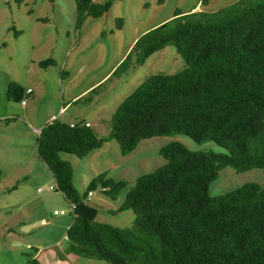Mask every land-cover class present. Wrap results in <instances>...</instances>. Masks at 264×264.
<instances>
[{
	"label": "trees",
	"instance_id": "16d2710c",
	"mask_svg": "<svg viewBox=\"0 0 264 264\" xmlns=\"http://www.w3.org/2000/svg\"><path fill=\"white\" fill-rule=\"evenodd\" d=\"M73 1L76 30L112 6L110 0ZM14 2L20 6L25 0ZM121 25L116 19V29ZM166 46L176 49L185 67L142 81L112 114L107 135L97 136L83 121L59 118L38 133L36 153L54 178V190L69 207L75 204L65 234L69 245L61 257L72 254L107 264H264V186L247 183L221 195L208 193L222 168L264 173V0H238L210 13L183 14L176 8L169 21L135 42L112 76ZM38 65L56 62L49 58ZM23 98L24 88L10 82L6 99L18 103ZM178 134L196 143L214 142L226 153L193 151L171 141L159 148L165 163L153 172L132 183L100 173L83 194L73 185L70 163L61 157H85L110 140L126 156L142 140ZM128 184L117 212L131 210L132 224L95 221L97 209L88 204V193L102 187L101 193L115 200ZM25 264L42 262L32 256Z\"/></svg>",
	"mask_w": 264,
	"mask_h": 264
},
{
	"label": "rangeland",
	"instance_id": "374dc122",
	"mask_svg": "<svg viewBox=\"0 0 264 264\" xmlns=\"http://www.w3.org/2000/svg\"><path fill=\"white\" fill-rule=\"evenodd\" d=\"M110 1L112 6L104 16L87 18L76 30L73 0H25L20 6L14 0H0V74L7 76L0 75L3 80L0 114L8 117L5 109L11 106L15 111L13 115L21 117L11 123L0 119L1 129L14 132V146L9 145L11 152L0 156V264H23L37 255L43 261L49 254L58 253L59 245L67 242L66 229L72 222L69 203L55 190L38 191L49 185L55 187L49 169L36 153L38 131L47 123H41L45 115L58 111L55 118L67 123L89 122L97 136L107 135L112 114L142 81L151 75H172L185 67L176 49L166 46L143 64L132 63L127 70L112 76L135 42L149 30L169 21L176 8L183 14L210 13L238 0ZM116 19H121V29H116ZM15 31L20 33L15 35ZM49 58L56 62L55 66H38L39 60ZM76 67L80 68L79 72L75 71ZM61 71L67 74L61 76ZM10 81L36 87L35 98L29 96L24 108L20 102L7 101L3 89ZM22 110L30 122L22 119ZM171 141H179L193 151L208 149L226 153L214 142L196 143L178 134L142 140L126 156L121 155L117 143L110 140L85 157L68 154L61 157L70 163L73 185L83 194L89 181L100 173L132 183L153 172L165 163L158 154L159 148ZM11 160L13 165H9ZM89 160L92 163L85 165ZM247 183L264 186L263 171L252 169L238 173L225 167L209 184L208 193L221 195ZM129 187L128 184L120 190L115 200L106 198L100 187L92 191L87 202L97 209L95 221L116 227L130 226L135 217L131 210L118 215L106 214L107 209L123 204ZM102 201L109 202L110 208L101 206ZM61 210L65 214H55ZM35 248L43 252L35 253ZM58 262L107 264L72 254L59 258Z\"/></svg>",
	"mask_w": 264,
	"mask_h": 264
},
{
	"label": "crops",
	"instance_id": "0c3cea01",
	"mask_svg": "<svg viewBox=\"0 0 264 264\" xmlns=\"http://www.w3.org/2000/svg\"><path fill=\"white\" fill-rule=\"evenodd\" d=\"M54 1V0H53ZM108 1V0H107ZM94 2L95 3H99V4H101V2L102 1H100V0H94ZM112 2V1H111ZM102 3H104V2H102ZM74 8H75V6H74ZM40 61V60H39ZM38 61V62H39ZM38 62H37V64H38ZM39 66V65H38ZM75 71L76 72H79L80 71V68L79 67H76L75 68ZM3 78L4 77H7V76H5V75H3L2 73L0 74ZM10 82H13V81H10ZM9 82V83H10ZM9 83H7V85H4L5 87H4V91H5V94H6V89H7V86L9 85ZM0 84H3V80L0 78ZM20 84V83H19ZM23 88H24V92L26 91V90H28V89H31V94L29 95V96H31V95H33V97L35 98V90L37 91V89H36V87H30V86H27V84H25V85H23V84H20ZM33 88V89H32ZM0 89H1V86H0ZM28 96V97H29ZM8 101V100H7ZM10 102V101H9ZM21 104V103H20ZM22 106V105H21ZM25 106V105H24ZM23 107V106H22ZM24 108V107H23ZM5 111L7 112V113H4V114H7L6 116H8V117H3V116H5V115H1L0 114V119H1V121L2 122H4V120H6V119H8V118H10V117H13V116H17L18 117V119L16 120V121H18V120H21V117H19L18 115H13L14 114V110L11 108V106H7L6 107V109H5ZM57 114H58V111L57 112H52L50 115H45V117H44V119H42V121H41V123L42 122H50V120L52 119H54L56 116H57ZM20 116H22V119H25V120H27L28 122H30L29 120H30V118H29V116L27 115V113L24 111V110H22V112L20 113ZM2 118H4V119H2ZM60 119V118H59ZM51 120V121H52ZM2 122H0V124H2ZM68 123H74V122H68ZM85 123H88V124H90L89 122H85ZM44 124V123H43ZM46 124V123H45ZM42 126V125H41ZM90 127H91V124H90ZM39 131H40V129H39ZM39 131H38V133H39ZM14 132H12V130L11 131H6L5 129H1L0 128V156H3V155H7V154H9L11 151H9V145H13V141H14V134H13ZM37 136H38V134H37ZM37 138V137H36ZM14 146V145H13ZM92 153V152H91ZM98 156H101L100 154L98 155ZM39 159V158H38ZM9 162H12V160L11 161H9ZM92 163V160H89L88 162H86L85 163V165H89V164H91ZM14 164V161L12 162V163H10L9 165H13ZM22 164H23V162H22ZM1 170V169H0ZM50 171V170H49ZM1 172V171H0ZM51 173V172H50ZM52 175V174H51ZM52 179H53V181H54V178H53V176H52ZM51 182V181H50ZM49 186H52V185H49ZM39 189V188H38ZM104 201V200H103ZM102 201V202H103ZM107 203V204H106ZM101 206H106L107 208H110V206H111V204L109 203V202H103V205H101ZM112 208H114V209H107V213L106 214H111V215H113V214H116V215H118L120 212H117V207H112ZM61 211H63V210H61ZM112 212H114V213H112ZM98 215V214H97ZM97 215H96V218H97ZM95 218V219H96ZM72 223V222H71ZM69 224V223H68ZM68 226V225H67ZM70 226V225H69ZM68 226V227H69ZM67 227V228H68ZM66 231H67V229H66ZM59 241V239L57 240V241H55V242H58ZM60 245H62L61 247V250L62 249H66L67 247H68V245H69V241H67L65 244H60ZM59 250L58 251V253H63V251L64 250ZM38 253H42V252H38ZM53 253H55L54 255H52V254H49L48 256H46V258H44V260L42 261V258L39 256V255H37V258L42 262V264H60L61 262H58L59 261V258H61V254H58V253H56V252H53ZM53 256H56L55 258L53 257ZM35 257V256H34ZM40 257V258H39ZM65 258H67V255H65ZM28 261V260H27ZM27 261H25V263L27 262ZM25 263H23V264H25Z\"/></svg>",
	"mask_w": 264,
	"mask_h": 264
},
{
	"label": "built area",
	"instance_id": "2783aa9c",
	"mask_svg": "<svg viewBox=\"0 0 264 264\" xmlns=\"http://www.w3.org/2000/svg\"><path fill=\"white\" fill-rule=\"evenodd\" d=\"M31 89H28V90H26L25 92H24V98L20 101V103H21V105L22 106H24L25 104H26V101H27V98H28V96L31 94ZM86 126H89V124L88 123H86ZM52 190H54V187L53 186H48L47 188H45V189H41V188H39L38 189V191H52ZM104 189L103 188H101V191H103ZM92 195V192H90V193H88V198L90 197ZM70 210L72 211L74 208H75V204H70ZM55 214H65V211H59V212H57V211H55Z\"/></svg>",
	"mask_w": 264,
	"mask_h": 264
},
{
	"label": "clouds",
	"instance_id": "9594fccd",
	"mask_svg": "<svg viewBox=\"0 0 264 264\" xmlns=\"http://www.w3.org/2000/svg\"><path fill=\"white\" fill-rule=\"evenodd\" d=\"M89 126H90V124H89ZM101 188H102V187H100V192H102V191H101ZM103 189H104V188H103ZM104 190H105V189H104ZM104 190H103V191H104ZM89 193H90V192H89ZM87 196H88V195H87ZM91 196H92V195H91ZM91 196H90V197H91ZM90 197H89V198H90ZM89 198L87 197V199H89ZM67 241H68V240H67ZM59 246H60V248H62L61 245H59Z\"/></svg>",
	"mask_w": 264,
	"mask_h": 264
}]
</instances>
